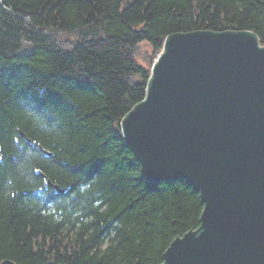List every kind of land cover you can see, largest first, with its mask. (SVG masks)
<instances>
[{"label": "trees", "instance_id": "1", "mask_svg": "<svg viewBox=\"0 0 264 264\" xmlns=\"http://www.w3.org/2000/svg\"><path fill=\"white\" fill-rule=\"evenodd\" d=\"M198 29L264 45V0H0V264H160L197 226L199 194L148 182L119 121Z\"/></svg>", "mask_w": 264, "mask_h": 264}, {"label": "water", "instance_id": "2", "mask_svg": "<svg viewBox=\"0 0 264 264\" xmlns=\"http://www.w3.org/2000/svg\"><path fill=\"white\" fill-rule=\"evenodd\" d=\"M119 127L148 182L184 179L202 203L197 226L172 239L160 264H264V45L255 32L166 35Z\"/></svg>", "mask_w": 264, "mask_h": 264}, {"label": "rangeland", "instance_id": "3", "mask_svg": "<svg viewBox=\"0 0 264 264\" xmlns=\"http://www.w3.org/2000/svg\"><path fill=\"white\" fill-rule=\"evenodd\" d=\"M123 137V136H122Z\"/></svg>", "mask_w": 264, "mask_h": 264}]
</instances>
